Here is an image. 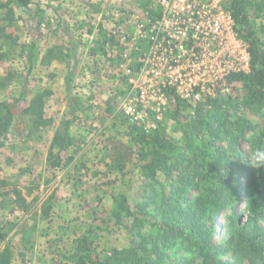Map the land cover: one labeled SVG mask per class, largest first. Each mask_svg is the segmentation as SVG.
Instances as JSON below:
<instances>
[{
	"label": "rangeland",
	"instance_id": "1",
	"mask_svg": "<svg viewBox=\"0 0 264 264\" xmlns=\"http://www.w3.org/2000/svg\"><path fill=\"white\" fill-rule=\"evenodd\" d=\"M75 1L31 0L29 5L37 8L36 20L38 16L41 19L34 29L30 13L35 11L27 12L16 0H0V25H6L4 32L17 37L16 43L12 39L4 42L0 38V54L3 57L0 58V81L6 79L5 84L0 86V101L7 102L11 108V124L4 133L3 145H0V253L9 251V264H76L77 241L85 235L91 241V261H101L104 256H110L115 248L127 247L137 239L131 226V216L122 215L116 223L111 214L118 198L114 195H125L128 205L135 211L134 205L143 202L148 180L140 176L137 162L128 164L123 172L113 168L108 148L113 139H128V128L132 123L123 115L118 102L130 92L133 94L125 69L130 68L131 74L136 76L139 62L136 61L135 67L126 64L117 73L114 72L115 66L102 61L93 62L90 57L80 67L68 54L66 64L56 61L54 69L46 66L44 62L49 44L44 42V35L51 37L56 45L59 40L66 39L59 31L61 23L75 29L80 15H76L77 19L73 12L62 7L68 4V9L72 10ZM78 1L88 10L97 2H106L109 6L128 3L125 0ZM151 1V8L145 3L140 6L147 16L156 7ZM246 9L247 26L238 31L244 34L248 27L264 50V0H246ZM144 18L136 17L132 24L135 30L139 21L152 19L150 16ZM50 24L58 32L52 31ZM144 44L147 51L145 41ZM130 45L122 52V59L116 65L129 62L131 55L139 59ZM60 50L65 53L60 47L54 51ZM126 52L130 59H125ZM31 61L33 67L29 68ZM119 73H123L129 84L127 95L123 90L126 85ZM118 74V85L113 86L115 91L112 96L108 87L116 82L113 76ZM61 76H65L63 84L56 85ZM45 89L48 92L42 95L45 99L44 114L51 117V124H38L36 127L28 121L23 110L34 94ZM81 97H84L85 104L78 102ZM90 98L94 102L95 99L97 102L102 100L101 103L108 99L111 110L93 112ZM170 98L173 100V97ZM170 106L173 103L166 107L162 121L146 132L164 125L168 134L176 135L174 120H165ZM242 111L246 117L264 127V118L248 110ZM152 114L148 112L147 121H153ZM180 119L185 121L183 116ZM57 135L62 145L51 144V138L55 140ZM54 158L57 164L50 162ZM243 209V204H239L234 211L239 213ZM230 211L226 210L224 214ZM138 216L142 219L140 231L153 233L155 227L151 224L153 219L150 214ZM226 229L227 226L215 242L227 237ZM164 255L165 264H182L185 261L200 264V257L195 252L177 250L174 246L167 247ZM224 258L236 263L234 258ZM91 261H87L88 264H92Z\"/></svg>",
	"mask_w": 264,
	"mask_h": 264
},
{
	"label": "trees",
	"instance_id": "2",
	"mask_svg": "<svg viewBox=\"0 0 264 264\" xmlns=\"http://www.w3.org/2000/svg\"><path fill=\"white\" fill-rule=\"evenodd\" d=\"M17 1L27 12L35 11L30 13L31 27L35 29L41 23L39 16L36 20L37 8L29 5L31 0ZM144 2L153 6L151 0ZM223 4L233 14L236 27L245 28L246 0H224ZM156 15L157 6L149 16L153 19ZM5 26L0 25V38L16 43L17 37L4 32ZM243 37L249 47L250 69L229 76L230 91L217 92L205 102L191 105L174 95L172 89H166L173 97V106L168 108L165 120H174L178 136L168 134L164 125L146 132L131 124L126 141L110 142V165L123 172L128 164L137 162L140 176L148 180L143 202L134 205L137 211L128 205L125 195H114L118 198L111 214L116 223L122 215L131 216L137 239L127 247L115 248L101 261L92 262L91 241L81 236L74 255L76 264H165L164 250L169 246L195 252L200 264H264V167L253 169L248 161L255 148L264 147V127L242 111L264 118V50L248 27ZM62 52L49 49V55L56 59L63 54L68 57V52ZM32 67L33 61L29 65ZM5 80L1 79L0 86ZM44 92L48 91L34 94L23 110L36 127L48 122L44 117ZM10 109L7 102L0 101V145L11 124ZM51 144L62 145L59 135ZM50 162L57 164V159ZM239 204L244 209L236 213L235 206ZM229 209L232 211L224 214ZM146 214L153 219V233L140 231L142 219L138 215ZM225 225L227 237L215 242ZM224 257L234 258L236 263ZM9 263V251L4 250L0 264Z\"/></svg>",
	"mask_w": 264,
	"mask_h": 264
},
{
	"label": "built area",
	"instance_id": "3",
	"mask_svg": "<svg viewBox=\"0 0 264 264\" xmlns=\"http://www.w3.org/2000/svg\"><path fill=\"white\" fill-rule=\"evenodd\" d=\"M153 1L158 15L136 23L134 33L148 50L139 57L136 76L125 69L133 94L118 102L123 115L145 131L164 118L171 99L166 89L196 105L230 91L229 76L250 69L248 44L224 0ZM124 57L130 59L129 53ZM148 112L153 121H147Z\"/></svg>",
	"mask_w": 264,
	"mask_h": 264
},
{
	"label": "crops",
	"instance_id": "4",
	"mask_svg": "<svg viewBox=\"0 0 264 264\" xmlns=\"http://www.w3.org/2000/svg\"><path fill=\"white\" fill-rule=\"evenodd\" d=\"M125 1H127L128 3H124V6L113 5L111 3V6H109V4H107L106 2H97L92 4L93 7L91 10H88L87 7L84 8V5L80 4L78 0L75 1L74 7H72L74 9L72 10L68 9V4H63L66 5L65 7H62L63 10H65L66 8L67 11L73 12L77 19V16L80 15L78 25L80 24L81 26H78L76 24L74 26L75 29H72L70 26H66L67 24L64 25L63 23H61L62 28L59 27V31H62V33L64 34L63 36L66 39L63 41L59 40V44L57 45L55 44V41L51 39V37L47 36L46 38V36L44 35V38L46 39V41L44 42H47V44H49L47 47L48 49L46 50V60L44 62L45 65L51 66L54 69V66H56V61L62 62V64H66L67 56H65L64 54L60 55V59H56L53 54H51V56L49 55V49L55 50L56 48L60 47L63 48L64 51L68 52L72 56V60L74 61V63L78 64V66L80 67L81 64H86L85 62L86 60H88V57H90V60H93V62L96 61L97 63H101L102 61V63L104 64H111L115 66L114 72L117 73L119 72L120 68L123 69L126 64L135 67L136 61L139 60H137V57L135 55H131V59L129 60V62H124L125 64L120 63L119 65H116V63L119 61V59H122L120 57L122 55V52L129 49V43L131 44V50H133L134 43L140 45L139 52H136L139 55L138 58L141 56L142 53H145L144 47L146 45L142 43L139 39L134 38L133 34L135 33V27L132 25L133 22H135L136 17H145V12L143 11V8L140 7L145 2L144 0ZM50 25L52 27L50 28L52 31H57L53 29V24ZM48 39L50 40L47 41ZM45 48L46 47H44V49ZM131 52L133 54H136L133 51ZM119 74H121V79H123V82L126 85L125 89L123 90L124 93L127 95L130 91L129 84L126 81V78L123 76V73ZM119 74L113 76L116 82L110 87H108L110 90L109 94L112 96L115 91H113V86L116 87L118 85L117 78L119 77ZM63 77L65 76H61V78L58 80V84L56 85L63 84ZM106 96H108V94H106ZM93 98H90L93 112L96 113L98 110L103 109L108 112L111 110V107L108 103L110 101L108 99H104V103H101L102 100H100V102H97V100L95 99L94 102ZM78 100V102L85 104L84 97L83 99L81 97V99ZM78 108L80 109L81 106L78 105ZM44 117L48 119L47 124H51L49 123L51 121V117H48L45 114ZM174 134H176L174 136L179 135V129L176 127H174Z\"/></svg>",
	"mask_w": 264,
	"mask_h": 264
},
{
	"label": "clouds",
	"instance_id": "5",
	"mask_svg": "<svg viewBox=\"0 0 264 264\" xmlns=\"http://www.w3.org/2000/svg\"><path fill=\"white\" fill-rule=\"evenodd\" d=\"M248 161L253 169L264 167V147L255 148Z\"/></svg>",
	"mask_w": 264,
	"mask_h": 264
}]
</instances>
